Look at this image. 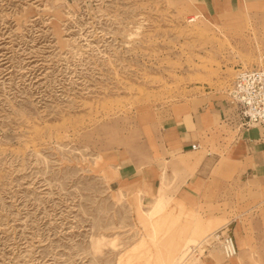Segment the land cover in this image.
I'll return each instance as SVG.
<instances>
[{
	"label": "rangeland",
	"instance_id": "rangeland-1",
	"mask_svg": "<svg viewBox=\"0 0 264 264\" xmlns=\"http://www.w3.org/2000/svg\"><path fill=\"white\" fill-rule=\"evenodd\" d=\"M252 69L264 0H0V264H264V178L166 177L182 120L215 117L196 165L245 130L216 111ZM223 226L238 256L193 251Z\"/></svg>",
	"mask_w": 264,
	"mask_h": 264
},
{
	"label": "crops",
	"instance_id": "crops-1",
	"mask_svg": "<svg viewBox=\"0 0 264 264\" xmlns=\"http://www.w3.org/2000/svg\"><path fill=\"white\" fill-rule=\"evenodd\" d=\"M198 2L202 7H208L215 4L216 0H198ZM228 110V107H222V109L216 111V116L231 128H242L239 125L235 107H233L232 112H228ZM205 114H200L198 117L197 130L191 127L197 121L193 118V125H190L189 121L182 120L175 125V128L166 131L165 150L167 153L166 162H168L167 168L165 167L167 169L166 177H170V172L174 169H191L192 173L186 177L181 175L177 181V184L181 182L182 191L187 184L194 182V177L201 179L198 173L206 170L207 164L212 165L209 169L211 176L219 179L240 178L249 180V178H264V134L257 128H243L245 130L233 136L230 133L222 137L214 136V146L210 148L214 152L212 159L208 158L207 162L204 159L199 165L187 161V156L198 152L201 147L202 138L200 135H203L205 131L207 118L209 121L215 118L212 113ZM226 115H229L228 118H226ZM192 145H197L198 148L193 150ZM134 173V178H141L145 181L151 192L155 193V189H157L158 193L159 189L163 188L160 185L164 179V174H161L159 166L151 165L146 171H134ZM205 226L209 227L208 224H205Z\"/></svg>",
	"mask_w": 264,
	"mask_h": 264
},
{
	"label": "built area",
	"instance_id": "built-area-1",
	"mask_svg": "<svg viewBox=\"0 0 264 264\" xmlns=\"http://www.w3.org/2000/svg\"><path fill=\"white\" fill-rule=\"evenodd\" d=\"M229 98L235 105L240 127L264 126V71H240L229 91ZM197 148V145H192L193 150ZM229 231L226 227L215 231L211 240L204 245L210 248L216 245L226 259L235 258L239 249L235 237Z\"/></svg>",
	"mask_w": 264,
	"mask_h": 264
},
{
	"label": "bare ground",
	"instance_id": "bare-ground-1",
	"mask_svg": "<svg viewBox=\"0 0 264 264\" xmlns=\"http://www.w3.org/2000/svg\"><path fill=\"white\" fill-rule=\"evenodd\" d=\"M214 233V232H213ZM213 233H211L210 235H208L205 239H204V242H202V243H199V245H197L194 249H193V251H197V250H199V249H202V246L204 245V243H207L209 240H211V238H212V234ZM219 249H220V247H219ZM220 252L222 253V251H221V249H220ZM223 255V254H222ZM234 259V258H233ZM233 259H226V261H231V260H233Z\"/></svg>",
	"mask_w": 264,
	"mask_h": 264
}]
</instances>
